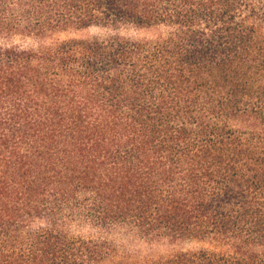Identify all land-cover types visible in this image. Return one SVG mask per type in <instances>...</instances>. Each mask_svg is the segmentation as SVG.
<instances>
[{
  "label": "trees",
  "instance_id": "1",
  "mask_svg": "<svg viewBox=\"0 0 264 264\" xmlns=\"http://www.w3.org/2000/svg\"><path fill=\"white\" fill-rule=\"evenodd\" d=\"M0 264H264V0H0Z\"/></svg>",
  "mask_w": 264,
  "mask_h": 264
},
{
  "label": "rangeland",
  "instance_id": "2",
  "mask_svg": "<svg viewBox=\"0 0 264 264\" xmlns=\"http://www.w3.org/2000/svg\"><path fill=\"white\" fill-rule=\"evenodd\" d=\"M130 33L133 34L132 30H128ZM99 30L95 29H85L83 31H77V32H64L61 33L57 36V38L61 40L65 39H88L91 37L96 36L98 34ZM7 43H11L15 46H19L22 48H27V49H34L37 47L38 42L36 39L31 38V37H25V36H13L11 37ZM80 230V229H78ZM82 232H90V229L88 228H83ZM134 245L130 249H134L140 252L142 256H151V257H157L161 255L168 254L172 250H177V249H192V248H198L201 245L196 244V243H179V244H171L170 242L163 241V242H157V243H146V242H141L136 240L135 242L132 243Z\"/></svg>",
  "mask_w": 264,
  "mask_h": 264
}]
</instances>
